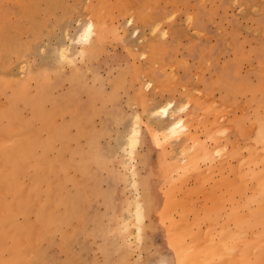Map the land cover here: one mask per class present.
<instances>
[{
  "label": "rangeland",
  "instance_id": "374dc122",
  "mask_svg": "<svg viewBox=\"0 0 264 264\" xmlns=\"http://www.w3.org/2000/svg\"><path fill=\"white\" fill-rule=\"evenodd\" d=\"M87 21L84 56L62 63ZM167 103L179 140L148 113ZM260 162L264 0H0V264H264Z\"/></svg>",
  "mask_w": 264,
  "mask_h": 264
},
{
  "label": "bare ground",
  "instance_id": "6f19581e",
  "mask_svg": "<svg viewBox=\"0 0 264 264\" xmlns=\"http://www.w3.org/2000/svg\"><path fill=\"white\" fill-rule=\"evenodd\" d=\"M87 22H86V24H82L79 26L78 30L76 31V34L74 35L75 37H73V38H71L72 35L69 34V32H65L64 38H63V39H65V42L57 46L58 57L62 63L66 64L68 66H74L76 56H79V57L84 56L85 51L83 50V46H85L87 43L89 44L90 39H91L90 37H92L91 36L92 34L94 35V29H95L94 26L90 22H88V23ZM135 34H136V30H135ZM72 45L80 46L79 48H81V49H79L77 51V53H72L70 51V46H72ZM148 113L150 116H152L151 118H155V119H158L160 121L166 120L169 118L172 119L170 122L168 121L169 123L164 128H162V127H160V129L158 128L160 133L163 135L166 134V135H169V136L174 137L177 140H179L180 139V133L182 134L183 131H185V130L187 131V126L185 125V120L183 118H176L175 117V115L178 113V111H177V109L174 108L172 103H167L166 105L159 106L158 108H155V109L151 108ZM140 122H141L140 117L134 116L133 123H132L131 127L129 128V132H128L126 138L124 136L125 140L123 141V142H125V143H123V147H125L123 149H124V153L127 156V161H129V163H128L129 165L128 164L122 165V170L125 174L129 173V175L131 176V179L133 180V183H134L133 184L134 195H132V197L127 198L125 200L124 208H125V211H127V212L121 218V224L124 227V231H125L126 236L129 238H134L135 236H140L142 234V228L139 226H136V225H138L137 222L142 223L144 221V217H145L144 216V210H145L144 202H143V200L140 196L139 190L136 186L137 185V180H136L137 171H136L135 153H136L137 147L139 145ZM188 130H189V127H188ZM135 221H136V224H134ZM194 257H193V259H194ZM185 260H184V262H185ZM188 260H189V258H188ZM188 260H186V261H188ZM184 262H182L181 264H183ZM189 263H191V261Z\"/></svg>",
  "mask_w": 264,
  "mask_h": 264
},
{
  "label": "crops",
  "instance_id": "0c3cea01",
  "mask_svg": "<svg viewBox=\"0 0 264 264\" xmlns=\"http://www.w3.org/2000/svg\"><path fill=\"white\" fill-rule=\"evenodd\" d=\"M259 134H260V132H259ZM260 163L262 165L261 170H264V163H262V162H260ZM219 166H221V168H223L224 166L226 168L228 167L229 168V171L231 173L237 174L236 169L233 168L230 164L227 165L226 163H223V164H220L219 163ZM238 175H239V173H238ZM255 178H256V192H255V194H257L256 195V199H255V202H256L255 204H256V210H257V212L255 214H257L261 218V216H262L261 214L264 211V176H263V173L262 172L258 173L255 176ZM237 193L239 195L242 194L240 189L238 190ZM262 222L264 223V221H262ZM260 223H261V221H260Z\"/></svg>",
  "mask_w": 264,
  "mask_h": 264
}]
</instances>
